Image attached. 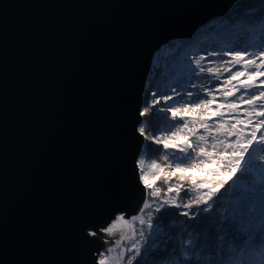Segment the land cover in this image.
<instances>
[{"label":"water","instance_id":"95a60500","mask_svg":"<svg viewBox=\"0 0 264 264\" xmlns=\"http://www.w3.org/2000/svg\"><path fill=\"white\" fill-rule=\"evenodd\" d=\"M238 0H0V264H90L86 227L136 215L156 52Z\"/></svg>","mask_w":264,"mask_h":264},{"label":"snow or ice","instance_id":"6c2138e0","mask_svg":"<svg viewBox=\"0 0 264 264\" xmlns=\"http://www.w3.org/2000/svg\"><path fill=\"white\" fill-rule=\"evenodd\" d=\"M233 11L247 37L239 49L185 52L165 86L154 79L143 93L142 199L136 215L120 209L85 228V245H107L90 264H264V0H238Z\"/></svg>","mask_w":264,"mask_h":264},{"label":"rangeland","instance_id":"374dc122","mask_svg":"<svg viewBox=\"0 0 264 264\" xmlns=\"http://www.w3.org/2000/svg\"><path fill=\"white\" fill-rule=\"evenodd\" d=\"M238 1H236L234 4H236ZM233 4V5H234ZM233 11V6L232 8L225 14L222 15V17H214L212 18L208 23L213 22L215 19H222L224 17H228L229 13ZM208 31V30H206ZM208 36H206L203 40H200L197 43H193L191 49L183 50L181 49L179 51L176 49H172L168 44L164 45L160 50L156 52L152 70L146 85V90L150 91L152 90L153 86V80L151 79L152 76H157L158 78L160 77V85L165 86L166 83L168 82V74L169 72L177 68L184 56L185 52L191 53L193 50L196 49H218V48H231V47H237L239 49L240 46H242V41L245 40L246 34H238L236 35L235 32L233 33V36L228 37V38H215L212 37L210 34L207 33ZM179 51V52H178ZM209 59H214L217 62H219L220 58L215 57V58H209ZM157 63H159L160 67L157 68ZM228 74L224 73L223 76L221 77V80H223ZM157 77L155 79H157ZM156 81V80H155ZM197 84L201 83V81H195ZM204 85L207 87H212L213 85L217 84V81H209V80H204L203 81ZM179 91V89H177ZM192 91H195V89H192ZM163 115V114H161ZM146 141L144 142V144ZM148 144H150L149 141H147ZM143 144V147H144ZM155 147H160L157 145H154ZM137 228H139V225L137 224ZM107 245L105 244V241L103 240V248L106 247Z\"/></svg>","mask_w":264,"mask_h":264},{"label":"trees","instance_id":"16d2710c","mask_svg":"<svg viewBox=\"0 0 264 264\" xmlns=\"http://www.w3.org/2000/svg\"><path fill=\"white\" fill-rule=\"evenodd\" d=\"M246 3H258V0H244ZM235 13L234 11L229 13L228 17H224L222 19H215L211 23H207L205 26L200 28L191 38H185L177 41H172L168 45L172 49H176L179 51L183 49L184 51L187 49H191L193 46V43H197L200 40H203L206 36H208L207 33H211L210 35L215 38H228L233 36V33L235 32L236 35L240 34V29L237 27V24L232 20L229 19V17H234ZM208 30V31H206ZM178 51V52H179ZM157 76H152L151 79L154 80ZM157 83H160V77L155 79ZM153 85V84H152ZM146 141V140H145ZM149 145L146 141L144 144V151H147L149 148ZM152 149H158L159 147H155L154 145L151 146ZM160 156H162V153L159 151H152L149 153L148 158L149 159H158ZM160 186H163L162 184ZM183 197V193L181 194ZM225 199H228V196H225ZM195 210V209H194Z\"/></svg>","mask_w":264,"mask_h":264}]
</instances>
